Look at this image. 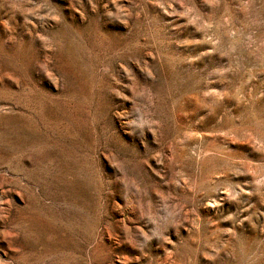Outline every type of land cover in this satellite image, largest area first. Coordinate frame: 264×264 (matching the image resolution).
Listing matches in <instances>:
<instances>
[{
  "label": "rangeland",
  "instance_id": "374dc122",
  "mask_svg": "<svg viewBox=\"0 0 264 264\" xmlns=\"http://www.w3.org/2000/svg\"><path fill=\"white\" fill-rule=\"evenodd\" d=\"M0 264H264V0H0Z\"/></svg>",
  "mask_w": 264,
  "mask_h": 264
}]
</instances>
